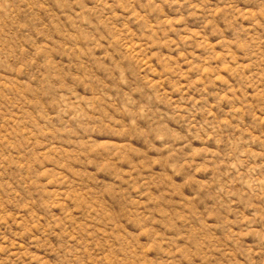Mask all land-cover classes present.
Wrapping results in <instances>:
<instances>
[{
    "label": "rangeland",
    "instance_id": "1",
    "mask_svg": "<svg viewBox=\"0 0 264 264\" xmlns=\"http://www.w3.org/2000/svg\"><path fill=\"white\" fill-rule=\"evenodd\" d=\"M0 264H264V0H0Z\"/></svg>",
    "mask_w": 264,
    "mask_h": 264
}]
</instances>
